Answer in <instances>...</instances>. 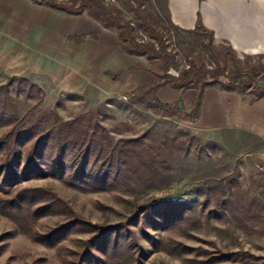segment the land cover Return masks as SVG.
Here are the masks:
<instances>
[{
	"label": "rangeland",
	"instance_id": "rangeland-1",
	"mask_svg": "<svg viewBox=\"0 0 264 264\" xmlns=\"http://www.w3.org/2000/svg\"><path fill=\"white\" fill-rule=\"evenodd\" d=\"M56 1L68 2V0ZM103 2L110 8L118 7L123 18L134 23L133 33L138 40L150 41L146 32L137 26V21L124 0H103ZM199 2L202 7L205 3L215 4V0ZM143 9L151 15L164 34L168 49L176 54L178 66L170 70L172 74L185 68L189 57L197 54H201L205 64L212 65L206 47V36L187 34L172 26L167 20L164 0H143ZM58 14L61 22L68 16ZM79 16L93 19L87 12ZM107 30L116 34L115 31ZM58 33L56 37L60 43L75 47H78L77 43L67 36L86 34V32L67 29L66 26H63ZM106 41L104 37V43ZM116 45L123 52L118 42ZM214 45L220 50L231 47L227 41L215 37ZM234 52L242 61L246 56L256 60L258 55L264 54L263 52L247 55L235 50ZM42 55L46 58L45 62L50 58L51 61L55 59V56L51 57L41 52L37 54L39 60ZM135 57L139 59L133 61L134 64L126 69H143L153 75L154 81L155 75L151 70L157 69V63L143 56ZM2 60L5 62V56L0 55V62ZM139 64L145 66L139 67ZM60 67L62 71L60 68L56 71V68L51 70V67L37 63L36 66L30 65L25 68L24 72L30 74L23 76L17 73L9 74L6 70L11 69L9 65L6 62L4 65L0 63V97L9 95L15 100L16 113L26 124H31L49 111H53L62 120H69L88 111L98 110V119L108 130L113 143H117L121 138H132L147 132L149 135L145 143L148 153L145 156L148 163H155V166H158L161 180L149 184L143 178L140 182L129 184V188L118 184L109 190L94 191L67 187L57 179L47 177L23 181L17 189L49 188L65 200L74 211L92 223L116 225L128 222L127 228L133 232L134 237L126 239V231L120 229L117 234L113 232L104 241V246H109L108 250H110L114 243H127L137 255L142 250L143 255L137 258L140 259L141 264H264V179L258 178V176L264 177V172L253 155L245 154L248 150L243 148L238 150L233 146L228 147L220 142L198 137L191 129L189 118L180 114L161 116L151 108L130 104L128 93L118 94L111 89L105 90V94L88 96L82 94L84 88L76 84L72 87L78 92L69 91L66 86L60 84L66 80L63 69L72 72L68 78L74 85L79 78L75 69L77 66L61 63ZM126 69H122L118 79L110 77L111 80H119ZM103 76L109 77L102 71L101 77L94 73V77L90 78L91 81L99 83L100 90L106 87ZM11 77H24L37 85L41 92L29 93L31 96L29 98L26 95L27 90L25 92L19 90L17 93L14 84L8 87L5 85ZM33 91L35 92V89ZM54 121V118L48 117L43 122V126L49 127ZM8 128V126L0 127V136ZM183 133L192 139L189 140L182 135ZM180 143H190L188 151H185ZM65 162L68 166L73 165L71 160L66 159ZM89 169L90 166H87L86 172ZM205 187H210L215 196L229 199L230 202L224 207L223 212L208 215V211L213 209L218 211L219 208L216 207L214 197L207 199L203 193ZM184 200L189 203L187 207L177 203L179 207L176 210L179 214L182 212L183 217L179 215L175 217L172 212L166 215L168 208L171 209L174 202ZM257 200L260 202L258 208L250 206L251 202L254 201L256 204ZM156 201H161L158 211H154L155 207L152 209L148 205ZM206 205L207 208L204 210L203 207ZM145 206L150 209V216L131 223L133 215ZM253 212L259 215V218L252 219L250 213ZM161 215L167 217L162 219ZM63 221L61 215L48 214L34 221L29 220V224L39 233H45ZM89 238L90 233L87 232L70 233L58 243V249L48 248L28 238L12 221L0 215V264H62L60 254L66 256L68 260L72 259L74 251L83 250L84 245L81 242ZM98 247L99 244L95 248ZM237 251H244L248 256L242 259L235 255L222 258L223 255H231L232 252ZM96 256L103 258L100 254Z\"/></svg>",
	"mask_w": 264,
	"mask_h": 264
},
{
	"label": "trees",
	"instance_id": "trees-1",
	"mask_svg": "<svg viewBox=\"0 0 264 264\" xmlns=\"http://www.w3.org/2000/svg\"><path fill=\"white\" fill-rule=\"evenodd\" d=\"M32 1L65 15L78 16L87 12L103 28L116 32L118 45L125 54L143 56L157 63V69L151 70L155 80L130 92L127 96L130 104L151 108L157 115L180 114L194 121L199 115L207 87H218L241 96L251 94L253 100L264 97V54L258 55L256 60L246 56L242 61L231 47L224 50L216 48L213 31L203 25L199 12L193 29L181 28L173 23L168 0H164L168 22L187 34L205 35L206 47L212 59V65L209 66L204 63L201 54L190 56L186 67L172 74L170 70L178 66L176 54L168 49L164 34L151 15L143 9V0L124 2L129 5L137 26L146 32L149 42L138 40L133 33L134 23L123 18L118 7L110 8L103 0H68L66 3L56 0ZM87 37L97 39L98 36L94 31L67 36L77 44ZM105 73L118 79L122 70ZM13 84L17 93L19 90H27L28 98L31 97L29 93L41 92L37 85L24 77H11L5 83L7 87ZM167 85L181 92L185 89L195 90L189 109L179 105L181 96L173 104L163 103L157 98L156 90ZM16 110L15 100L11 96L0 97V127H9L0 136V215L12 221L28 238L48 248L58 249V243L67 234L90 233V238L81 242L84 245L83 250L74 251L72 259L68 260L60 254L62 264H141L140 259H137L143 255L139 244V255L127 243H114L110 250L109 246H104V241L113 232L117 234L120 229L126 231V239H132L134 236L127 228L128 222L116 225L92 223L49 188L17 189V186L32 178L47 177L57 179L67 187L94 191L109 190L118 184L129 188V184L140 182L143 178L146 183H158L161 180L159 168L155 163H148L145 156L148 153L145 139L149 134L146 132L132 138H121L117 143H113L108 130L98 119V110L88 111L69 120H62L53 111H49L31 124H26L22 117L19 118ZM48 117L54 118L55 121L49 127H44L43 122ZM182 135L192 139L186 133ZM189 144L180 143L185 151H188ZM66 159L71 160L73 165L68 166ZM87 166H90V169L86 172ZM203 193L207 199L214 197L216 207L219 208L218 211H208V215L223 212L230 202L227 198L215 196L210 187H205ZM177 203L186 207L189 204L186 200L174 202L172 208H168L167 216L172 212L175 217H183L182 212H176L179 207ZM259 203L258 200L256 204L253 201L250 206L258 208ZM160 204L161 201H156L148 205L158 211ZM147 207H141L131 218V223L148 218L150 209ZM206 208L207 205L203 207L204 210ZM141 213L144 215L140 216ZM48 214L61 215L64 221L45 233H39L29 224V220L34 221ZM166 215H161L160 218L165 219ZM250 217L256 219L259 215L253 212ZM97 244L99 247L95 248ZM94 253L102 255L103 258L100 259ZM232 255L242 259L248 256V253L237 251L231 255H223L222 258Z\"/></svg>",
	"mask_w": 264,
	"mask_h": 264
},
{
	"label": "crops",
	"instance_id": "crops-1",
	"mask_svg": "<svg viewBox=\"0 0 264 264\" xmlns=\"http://www.w3.org/2000/svg\"><path fill=\"white\" fill-rule=\"evenodd\" d=\"M199 1L168 0L173 23L184 29H193L199 12L203 25L213 31L215 39L227 41L236 52L247 55L264 52V0H215L214 5L205 3L203 7ZM58 13L32 0H0V55L5 56V62L11 68L6 69L9 74L28 76L30 73H25V68L37 63L51 67V70L56 68V71L61 69V63L72 67L76 64L78 81L72 85L68 78L72 72L63 69L66 80L59 82L67 90L75 92L78 91L72 86L78 85L84 88L81 93L88 96L105 94V90L111 89L114 93L129 94L137 86L153 81V75L143 69H126L139 57L121 52L116 45L115 33L91 18L68 15L61 22ZM63 26L82 33L94 31L98 39L88 37L77 44L78 47L60 43L56 36ZM41 52L55 56V59L51 61L49 57L45 62L42 55L39 60L37 54ZM2 61L0 63L4 65ZM122 69L126 71L117 81L111 80L110 76L102 77L106 85L103 90H100L98 82L90 80L94 73L101 77L102 71ZM194 95V89L181 92L162 86L156 90L157 98L163 103H175L181 96L179 105L184 109L190 108ZM189 122L198 137L238 150H248L245 154L253 155L264 172V97L253 100L251 94L241 96L218 87H207L197 119H189ZM258 178L264 179L263 176Z\"/></svg>",
	"mask_w": 264,
	"mask_h": 264
},
{
	"label": "built area",
	"instance_id": "built-area-1",
	"mask_svg": "<svg viewBox=\"0 0 264 264\" xmlns=\"http://www.w3.org/2000/svg\"><path fill=\"white\" fill-rule=\"evenodd\" d=\"M261 170H263V169H261Z\"/></svg>",
	"mask_w": 264,
	"mask_h": 264
}]
</instances>
